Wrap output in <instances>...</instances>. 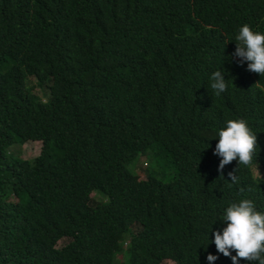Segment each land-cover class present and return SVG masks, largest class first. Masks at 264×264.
Masks as SVG:
<instances>
[{
    "label": "trees",
    "instance_id": "16d2710c",
    "mask_svg": "<svg viewBox=\"0 0 264 264\" xmlns=\"http://www.w3.org/2000/svg\"><path fill=\"white\" fill-rule=\"evenodd\" d=\"M245 24L264 34V0H0V264H232L213 243L227 207L264 213V78L232 56ZM234 119L258 148L220 177Z\"/></svg>",
    "mask_w": 264,
    "mask_h": 264
},
{
    "label": "clouds",
    "instance_id": "9594fccd",
    "mask_svg": "<svg viewBox=\"0 0 264 264\" xmlns=\"http://www.w3.org/2000/svg\"><path fill=\"white\" fill-rule=\"evenodd\" d=\"M236 40L238 43L233 58H239L241 66L247 63L248 71L264 78V34L254 32L245 24L240 28ZM211 81L210 87L216 96L227 91L228 85L221 71L214 72ZM218 136L213 154L221 158L217 169L220 177H223L225 166L234 161L245 167L253 164L258 138L244 119L228 120ZM228 176L232 183H238L235 172H229ZM223 222L226 227L222 232L214 233L213 243L217 252L230 257L232 264H240L241 260L248 264H264V213L256 210L253 201L243 199L231 204L224 213ZM233 252L235 255H232ZM218 259L216 255L207 256L208 264H215Z\"/></svg>",
    "mask_w": 264,
    "mask_h": 264
},
{
    "label": "rangeland",
    "instance_id": "374dc122",
    "mask_svg": "<svg viewBox=\"0 0 264 264\" xmlns=\"http://www.w3.org/2000/svg\"><path fill=\"white\" fill-rule=\"evenodd\" d=\"M39 93V92H38ZM40 144L37 142H28L22 146V158L29 159L37 155ZM172 264V263H168Z\"/></svg>",
    "mask_w": 264,
    "mask_h": 264
}]
</instances>
